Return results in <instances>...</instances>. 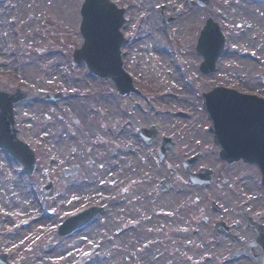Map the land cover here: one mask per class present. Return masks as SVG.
Listing matches in <instances>:
<instances>
[{"label": "rangeland", "instance_id": "374dc122", "mask_svg": "<svg viewBox=\"0 0 264 264\" xmlns=\"http://www.w3.org/2000/svg\"><path fill=\"white\" fill-rule=\"evenodd\" d=\"M81 1L0 0V29L7 24L10 34L9 47L0 51V88L11 90L19 85L27 92L14 105L15 125L18 135L34 149L38 165L30 174L0 150V212L4 217L0 253L7 251L13 264H85L95 258V251L102 257L100 264H136L135 258L142 256L136 239L140 234L128 236L133 225L130 215L135 210L128 208L130 204L124 209H112L107 195L98 193L87 203L101 204L103 210L83 227L65 236L57 234V225L63 218L86 205V191L76 187L78 182L88 177L97 179L101 169L113 162L110 154L117 150L127 155L120 160L121 169L104 179L109 191L118 197L133 184L140 185L139 192L145 199L142 206L147 210L153 207L152 199L159 197L166 204L171 194L169 210L176 214V225L191 233L187 238L178 234L167 241L168 232L161 220L151 225L162 227L157 229V236L156 231L145 227L155 239L157 263L168 260V264H202L198 259L203 252L199 250L200 236L193 231L200 229L199 207L204 205L205 193L202 187L188 185L182 157L203 151L190 169L202 164L217 165L221 160L219 146L207 129L209 119L201 92L224 84L264 96V20L258 17L261 12L249 6L252 0H209L203 6L195 0H113L125 8L122 31L128 39L121 47L124 68L140 88L139 94L120 96L111 80L91 74L85 64L71 62L72 49L82 41ZM257 1L264 6V0ZM178 9L187 13L186 19L179 20ZM253 15L258 23L252 26ZM166 17L173 19L164 25ZM207 17L216 21L225 35L223 54L211 73L198 69L202 56L195 49ZM18 19L21 20L12 23ZM151 22L157 24L158 31L148 34ZM152 47L170 52V72L178 83L162 76L164 64ZM252 51L259 55L251 59L249 66L240 68L234 62L245 57L246 52L253 55ZM225 57L229 60L227 66ZM234 69H239L238 76L232 72ZM58 89L64 91L62 98H43L45 91ZM103 99L111 103L112 111L111 118L101 123V113L106 112ZM178 109L186 111V115L177 114ZM143 121L155 123L161 134L173 138L175 144L167 146L163 161L156 152L160 138L145 142L138 135L137 128ZM121 128L124 130L119 134ZM74 164L78 166L76 173L63 174L64 166ZM133 166H137L135 177H124L123 171ZM47 178L54 184L52 197L41 192ZM162 178L168 185L166 190L156 186ZM180 189H184L180 196L171 193ZM180 200L184 202L182 207ZM35 215L41 216L40 222H35ZM162 216L167 219V214ZM91 229L95 231L91 233ZM162 229L165 236L160 234Z\"/></svg>", "mask_w": 264, "mask_h": 264}, {"label": "water", "instance_id": "95a60500", "mask_svg": "<svg viewBox=\"0 0 264 264\" xmlns=\"http://www.w3.org/2000/svg\"><path fill=\"white\" fill-rule=\"evenodd\" d=\"M198 1L205 4L208 0ZM80 14L83 41L72 51V61L86 63L92 73L103 78H113L121 93L132 90L130 77L123 71L120 59V46L124 42L120 32L124 22L123 8L117 7L111 0H83ZM222 44L223 37L217 23L207 18L196 46L197 51L204 57L200 64L202 71L210 72L214 69V62L222 50ZM262 76L264 80V73ZM25 95L18 88L11 93L0 89V148L20 160L25 169L32 171L35 160L33 150L16 137L12 116L13 104ZM62 95V91L52 94L47 92L45 98L55 99ZM204 106L212 118L210 129L214 132L215 141L222 147L220 155L227 160L239 157L255 160L262 169L264 183V98L216 86L204 93ZM139 131L147 141L155 135L154 130L145 127ZM76 169V165L63 168L65 174ZM209 172L207 170L206 173ZM198 177L191 173L190 180H199ZM43 191L45 195L52 194L51 181L43 185ZM100 209L91 206L71 214L59 225L58 233L71 232L90 220ZM1 220L0 217V222ZM0 264H10L6 261L5 253L0 254Z\"/></svg>", "mask_w": 264, "mask_h": 264}, {"label": "flooded vegetation", "instance_id": "af4514ba", "mask_svg": "<svg viewBox=\"0 0 264 264\" xmlns=\"http://www.w3.org/2000/svg\"><path fill=\"white\" fill-rule=\"evenodd\" d=\"M211 167L213 196L204 200L198 230L202 264H264V184L258 165L221 160Z\"/></svg>", "mask_w": 264, "mask_h": 264}, {"label": "bare ground", "instance_id": "6f19581e", "mask_svg": "<svg viewBox=\"0 0 264 264\" xmlns=\"http://www.w3.org/2000/svg\"><path fill=\"white\" fill-rule=\"evenodd\" d=\"M178 2H180V0H178ZM249 6L252 7L254 10H257L259 12H261L260 16L258 17H262V19L264 20V6L262 3H260L257 0H252L249 3ZM177 12L179 13L180 17L179 20L181 19H186V15L187 13L185 11H180V9L177 10ZM256 13V12H255ZM189 15V14H188ZM252 17V16H251ZM21 19H18L17 21H14L12 23L18 22ZM258 23V21H256V17L255 15H253L252 20H251V24L252 26ZM177 29H182V25H177ZM153 31H158V27L156 23L151 22L150 25L148 26L147 29V33L148 34H153ZM9 37L10 34H8L7 32V24L3 26V28L0 29V51L6 50L9 47ZM230 41V39H229ZM156 52L155 55L158 54L159 57H161V63L164 64V68L162 69V76L166 79H168V81L170 82H176L178 83V80L175 79V76H173L170 72V52L167 51L164 48H156V47H152ZM253 52V51H252ZM173 53V51L171 52V54ZM257 55H259L258 53L253 52V55L250 52H246L245 53V57H238L234 60V62L241 68L243 66H249L250 63H252V58H256ZM256 56V57H255ZM264 56V55H263ZM261 57V56H260ZM264 58V57H263ZM225 60L223 61L226 66L228 65V58H224ZM239 70V69H238ZM237 69H234L232 72L234 73V75L238 76L239 71ZM234 75H228L230 76V78H234ZM170 76H173L172 78H170ZM104 102V107L106 112H102L101 115L103 114V116L100 118L101 123H104V121H108L111 118V106L109 107V105L111 103H109V101L107 99H103ZM48 114V113H47ZM49 116V115H48ZM124 128H121L119 130V134L120 131H123ZM127 155V153H120L119 151H114L112 154H110L111 156V160H113L112 163H107L106 166H104L101 169V172H99V174L95 177H98L97 179L95 178H84L82 181L78 182L79 187L78 189H84L86 191L85 195L83 196L85 203H88L90 200H92L93 198H95L97 196L98 193L102 194V195H107L109 196V200L111 203V208H117V209H124L126 208V204H130V207L128 206V208L130 210H135V214H133L134 212L132 211V215H130V220H131V225L130 229H129V237H133L134 234H140L137 239V242H140V244L138 245L139 248H142V256L141 257H136L135 258V262L136 264H168V260H162L160 263H157V256H156V250H157V246L156 243L154 242V238L151 236L152 233H149L148 230L145 228L147 227L150 230H154L156 231V236H157V229L162 228L161 226L159 227H153L151 226L153 223H155L158 219L161 220L163 222V224L166 226L165 230L166 232H168V234H166V240H173L176 236H178V234L182 235V238H187L189 235H191L190 232H188V230H184V227H180V225H176V222H178L176 214H174L173 211L169 210V206L172 204V200H173V196H171V194H169V199L166 201V204H162L163 200L159 197H157L156 199H152V209L151 210H147L144 206H142V202L145 200L144 196L140 194L139 190H140V185L137 184H133L131 186V188L127 191H125V193H123L122 195L115 197L107 188V186L104 184V179L108 178L110 176V174H115L116 170L121 169L120 166V160H123V158ZM137 171V166H133V168L126 169L125 171H123V176L124 177H130L131 179H133L135 177V173ZM114 182V181H112ZM76 185V183H75ZM184 192V189H180L179 191L176 192H171L173 194L179 193L178 195H180L181 193ZM187 192V191H186ZM185 192V193H186ZM184 193V195H186ZM77 202L82 203V201H78ZM30 203V202H29ZM33 204L30 203V206H32ZM34 207V206H33ZM35 208V207H34ZM139 211V213H137V211ZM167 214V219H164L162 215H166ZM174 215V217L172 216ZM41 216L39 215H35V222H40ZM172 219H171V218ZM168 222H170L172 225L169 226ZM176 226V227H175ZM174 227V228H171ZM171 228V231H170ZM90 231H92L91 233H93L95 230L91 229ZM89 231V232H90ZM171 233V235H170ZM159 234V233H158ZM160 234L161 236H165L164 234V230H160ZM116 237V236H115ZM135 237V236H134ZM88 239L90 240H95V238H91V236H88ZM172 243V242H171ZM170 250L172 249L171 246H169ZM95 258L90 260L89 262L85 263V264H100V261L102 259L101 255H98V252L95 251L94 252Z\"/></svg>", "mask_w": 264, "mask_h": 264}, {"label": "snow or ice", "instance_id": "6c2138e0", "mask_svg": "<svg viewBox=\"0 0 264 264\" xmlns=\"http://www.w3.org/2000/svg\"><path fill=\"white\" fill-rule=\"evenodd\" d=\"M74 199H75V197H74ZM85 239H87V238L85 237ZM13 247H15V245H13Z\"/></svg>", "mask_w": 264, "mask_h": 264}]
</instances>
